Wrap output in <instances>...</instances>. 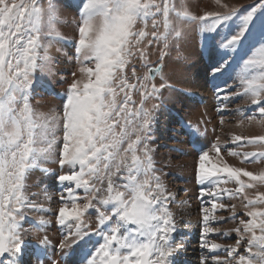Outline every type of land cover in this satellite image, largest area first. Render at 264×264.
<instances>
[{"label": "snow or ice", "instance_id": "6c2138e0", "mask_svg": "<svg viewBox=\"0 0 264 264\" xmlns=\"http://www.w3.org/2000/svg\"><path fill=\"white\" fill-rule=\"evenodd\" d=\"M259 4L264 7V0ZM57 11V0H0V264H78V242L91 233L83 219L86 214L95 215L96 231L112 222L88 264H175L185 239H175L178 226L169 208L175 197L162 174L157 175L151 146L155 114L164 91L172 86L165 74L166 51L153 66L147 49L162 42L166 50L171 37H183L190 20L219 24L236 10L201 16L178 11L172 0H81L71 37L57 30ZM247 19H252L251 13ZM54 40L71 47L77 70L65 81L62 114L46 116L32 100L38 73L51 72L56 63L49 55ZM134 59L146 69L142 75H137ZM254 68L260 69L258 75H252ZM239 86L243 91L232 93L248 97L251 108L237 111L264 123V46L244 61ZM133 92L140 94L139 107ZM216 95L222 105L218 110L227 111L233 95L226 89H217ZM149 103L150 108L145 106ZM232 139L237 148L264 149V136ZM211 150L220 156L218 140ZM225 151L243 163L264 161V150ZM47 161L56 166L55 180L61 185L62 206L54 213L32 198L28 184L32 170ZM220 165L211 162L208 151L198 156L194 179L200 186L201 247L211 250V264H264V192L253 197L247 192L264 185V171L233 167L223 158ZM221 179L231 180L236 188L219 187ZM236 198L244 201L240 214L235 204L223 202ZM208 204L210 208L204 206ZM218 209L231 212L227 219L237 221L230 232L210 227L225 221L215 215ZM33 212L54 214L61 239L53 244L47 233L38 236L34 258L24 261L25 248L32 243L26 237L50 223L44 216L34 221ZM232 232L234 245L208 239L209 233ZM53 248L58 255L52 254ZM201 264H209L208 258Z\"/></svg>", "mask_w": 264, "mask_h": 264}, {"label": "rangeland", "instance_id": "374dc122", "mask_svg": "<svg viewBox=\"0 0 264 264\" xmlns=\"http://www.w3.org/2000/svg\"><path fill=\"white\" fill-rule=\"evenodd\" d=\"M57 2L59 17L57 30L62 35L71 37L81 0H57ZM172 2L177 6L178 11L187 10L192 15L204 16L209 12L222 14L236 10L219 24H214L212 20H190L185 25L183 37L178 41L175 37H171L166 50L162 42L147 49L149 60L153 65H156L160 52L166 51L165 74L168 83L172 86L164 91L163 103L155 114L151 146L154 149L153 166L158 170L157 175L162 174V182L175 197V202L169 205L178 226V233L174 234L175 239L178 241L181 236L185 239L184 250L176 256L175 264H201L202 258L205 257L211 264V250L201 247L203 229L200 223L202 212L198 199L200 186L194 179V172L198 165V156L204 151L209 152L211 162L218 166H222L220 159L223 158L233 167H244L253 172L264 171V161H257L254 164L243 163L241 157L229 156L225 151V147L230 151L239 152L264 150L253 145H242L237 148L235 147L237 142L232 139L237 135L242 138L264 136V123H261L258 116L255 120H248L245 119L246 112L237 111V109L251 108L249 98L232 93L243 91L239 85L244 61L251 57L256 49L264 46V7L260 6V0H172ZM250 13L252 19L248 20ZM242 32L243 36H240ZM233 37L240 38L235 44H228L227 42ZM49 55L56 59V63L51 72L46 70L44 73H38L39 84L32 103L38 112L46 116H59L62 114V105L66 102L65 81L72 79L71 72L76 71L77 66L72 59L71 47H65L61 42L53 41L49 47ZM133 63L137 67V75H142L146 71L138 59H134ZM259 71V68H254L251 73L258 75ZM217 89H226L230 95H233L232 100L228 101L227 111L218 110L222 105L216 95ZM132 97L139 107L140 94L133 92ZM154 102L158 103V101ZM145 106L150 108L151 104ZM56 134L61 135L59 129L56 130ZM217 140L221 145L219 157L211 150L212 144ZM43 168H49V173L45 174ZM56 170V166L51 161L41 162L39 168L32 170L28 181L32 198L45 208L53 209V213L62 206L58 201L61 185L55 180ZM243 179L247 180V178ZM219 187L234 190L236 185L231 180L225 183L221 179ZM247 192L249 197H253L254 193L264 192V185H257L256 189H249ZM80 195L83 196L82 191ZM223 202L235 204L237 214L243 211L244 201L240 198ZM204 206L211 207L210 204ZM30 215L34 221H39L40 217L44 216L50 223L40 232H34L30 237H26L32 243L25 248L24 261L30 257L34 258L38 236L47 233L53 244L61 239L54 214L33 212ZM215 215L224 217L225 221L212 222L210 227L219 228L222 232H230L237 226V221L227 219L232 215L231 212L218 209ZM83 219L91 226V233L78 242V264H88L90 256L99 244L103 243V235L110 231L112 226V222H107L102 231H96L98 222L94 214H86ZM186 223L190 227H185ZM208 239L225 246L234 245L236 233L232 232L229 236L209 233ZM50 251L53 255H58L54 248ZM244 251L242 247L241 252ZM218 255L224 257L226 253L219 252Z\"/></svg>", "mask_w": 264, "mask_h": 264}, {"label": "bare ground", "instance_id": "6f19581e", "mask_svg": "<svg viewBox=\"0 0 264 264\" xmlns=\"http://www.w3.org/2000/svg\"><path fill=\"white\" fill-rule=\"evenodd\" d=\"M188 162H191V160H188ZM34 176V175H33ZM34 178V177H33ZM175 260H176V262H177V257H175Z\"/></svg>", "mask_w": 264, "mask_h": 264}]
</instances>
